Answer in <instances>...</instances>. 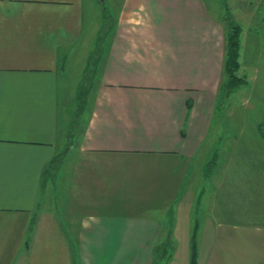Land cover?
<instances>
[{
  "label": "crops",
  "instance_id": "0c3cea01",
  "mask_svg": "<svg viewBox=\"0 0 264 264\" xmlns=\"http://www.w3.org/2000/svg\"><path fill=\"white\" fill-rule=\"evenodd\" d=\"M92 1L0 0V264H165L206 177L229 211L202 224L198 264H264V146L210 176L199 156L228 29L201 0H120L92 29ZM93 30L103 48L73 123Z\"/></svg>",
  "mask_w": 264,
  "mask_h": 264
},
{
  "label": "rangeland",
  "instance_id": "374dc122",
  "mask_svg": "<svg viewBox=\"0 0 264 264\" xmlns=\"http://www.w3.org/2000/svg\"><path fill=\"white\" fill-rule=\"evenodd\" d=\"M201 1L209 18L220 21L222 25L219 22L216 23L220 27L222 26L223 32L228 29L227 23L232 20L241 25V49L238 58L240 67L235 73L246 79L245 83L232 91H227L225 85H221L211 129L199 151L200 158H206L208 161L206 168L207 174L210 176L219 172L223 156L236 155L237 153L250 155L264 146V0ZM92 5L95 6L92 11L98 12V19L96 17L93 19L92 29L97 27L102 19L103 30L104 28L106 30L108 26L112 25L121 1L93 0ZM90 13L92 14V12ZM101 36L102 33H98V30L89 33V62L86 64L87 69L84 68L83 70L81 80H78L79 88L81 84L83 86V95L77 94L73 123L80 114L81 107L86 103V92L94 79L93 69L98 67L97 63L103 48L100 44ZM228 79L229 76L226 72L225 81ZM208 158L209 160H207ZM210 179L211 177L204 179V187L207 188L205 193H207L203 195L199 203H196V208L193 211L195 218L189 222L187 217L183 216L185 213L183 212L178 216V221L174 220L173 222L178 223L175 225V229L173 224L174 234L177 238V242H175L177 256L175 255L174 242L168 241L167 245L169 246L165 245L167 250L165 251L164 244H162L159 251L157 250L158 256L155 254L159 261L162 259L165 264H169L175 256L178 264H190V255L187 256L185 250L188 248L189 252L191 245L190 250L192 251L193 236L196 239L197 249H199L200 230L202 226H205L202 224L206 222L209 216L214 217V214L223 216L226 210L229 211V208L225 210V207L222 206L220 196L223 197V194L219 189H211L212 195L208 192V188L213 186L210 184ZM205 196L208 198L205 199ZM212 197L217 198L216 207H214L215 201L212 200ZM232 202L233 199H231V203L227 202L226 205H231ZM219 205L222 207H218ZM189 233L192 234L191 241L187 237ZM170 244L172 245L170 246Z\"/></svg>",
  "mask_w": 264,
  "mask_h": 264
},
{
  "label": "trees",
  "instance_id": "16d2710c",
  "mask_svg": "<svg viewBox=\"0 0 264 264\" xmlns=\"http://www.w3.org/2000/svg\"><path fill=\"white\" fill-rule=\"evenodd\" d=\"M227 30V51L225 58V70L229 76V79L224 82L227 91L234 90L237 86L245 83L246 79L244 77L238 76L235 72L240 67V62L238 60L240 56L241 49V25L235 23L233 20L228 22ZM79 88V94L83 95V89ZM190 264H198L197 261V244L193 236L192 242V254Z\"/></svg>",
  "mask_w": 264,
  "mask_h": 264
},
{
  "label": "water",
  "instance_id": "95a60500",
  "mask_svg": "<svg viewBox=\"0 0 264 264\" xmlns=\"http://www.w3.org/2000/svg\"><path fill=\"white\" fill-rule=\"evenodd\" d=\"M104 1V0H103Z\"/></svg>",
  "mask_w": 264,
  "mask_h": 264
}]
</instances>
